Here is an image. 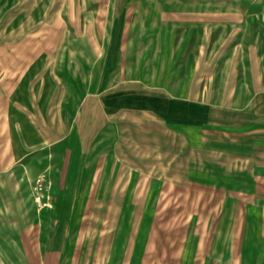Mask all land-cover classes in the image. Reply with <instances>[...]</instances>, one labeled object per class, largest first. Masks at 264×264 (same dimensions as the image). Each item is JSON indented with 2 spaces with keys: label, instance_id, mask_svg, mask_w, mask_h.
Instances as JSON below:
<instances>
[{
  "label": "rangeland",
  "instance_id": "1",
  "mask_svg": "<svg viewBox=\"0 0 264 264\" xmlns=\"http://www.w3.org/2000/svg\"><path fill=\"white\" fill-rule=\"evenodd\" d=\"M0 244L264 264V0H0Z\"/></svg>",
  "mask_w": 264,
  "mask_h": 264
},
{
  "label": "built area",
  "instance_id": "2",
  "mask_svg": "<svg viewBox=\"0 0 264 264\" xmlns=\"http://www.w3.org/2000/svg\"><path fill=\"white\" fill-rule=\"evenodd\" d=\"M35 189H36V200L37 202H42L45 199L44 196V189H45V183L43 177L37 178L35 182ZM49 201V198H46V203Z\"/></svg>",
  "mask_w": 264,
  "mask_h": 264
},
{
  "label": "crops",
  "instance_id": "3",
  "mask_svg": "<svg viewBox=\"0 0 264 264\" xmlns=\"http://www.w3.org/2000/svg\"><path fill=\"white\" fill-rule=\"evenodd\" d=\"M52 231H54V230H52ZM56 236H57V234L55 233V234H53L52 237L56 238ZM55 243H56L55 240H53V241L51 239L49 240L48 244H49L50 249L52 251V252L49 253V255L54 258L55 262H58L60 257H59V253L57 252L56 244ZM0 247H2V244H0ZM0 258L2 260L4 258L3 251H1V250H0Z\"/></svg>",
  "mask_w": 264,
  "mask_h": 264
}]
</instances>
